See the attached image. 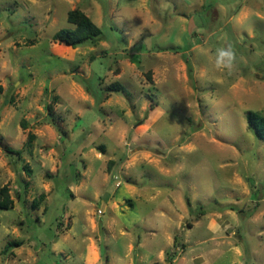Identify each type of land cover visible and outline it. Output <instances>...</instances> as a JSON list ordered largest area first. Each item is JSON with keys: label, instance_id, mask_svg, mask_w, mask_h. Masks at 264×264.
<instances>
[{"label": "rangeland", "instance_id": "rangeland-1", "mask_svg": "<svg viewBox=\"0 0 264 264\" xmlns=\"http://www.w3.org/2000/svg\"><path fill=\"white\" fill-rule=\"evenodd\" d=\"M0 84V264H264V0H0Z\"/></svg>", "mask_w": 264, "mask_h": 264}, {"label": "trees", "instance_id": "trees-1", "mask_svg": "<svg viewBox=\"0 0 264 264\" xmlns=\"http://www.w3.org/2000/svg\"><path fill=\"white\" fill-rule=\"evenodd\" d=\"M67 21L71 27L63 28L53 35V40L59 43L76 49L81 44L90 41L95 42L102 36V29L98 27L87 14L81 9H74L68 12ZM4 90L0 84V93ZM117 90V89H113ZM249 125L254 129L257 135L264 139V118L257 112H249L247 114ZM34 138L29 135V140ZM13 201L10 198L8 187H3L0 190V208H12ZM12 244L8 245L11 246ZM12 246H21V243H14Z\"/></svg>", "mask_w": 264, "mask_h": 264}, {"label": "clouds", "instance_id": "clouds-1", "mask_svg": "<svg viewBox=\"0 0 264 264\" xmlns=\"http://www.w3.org/2000/svg\"><path fill=\"white\" fill-rule=\"evenodd\" d=\"M228 55H229V53H227V52H221L220 53L221 58L226 57Z\"/></svg>", "mask_w": 264, "mask_h": 264}, {"label": "built area", "instance_id": "built-area-1", "mask_svg": "<svg viewBox=\"0 0 264 264\" xmlns=\"http://www.w3.org/2000/svg\"><path fill=\"white\" fill-rule=\"evenodd\" d=\"M98 213L101 215L102 214V211L101 210H98Z\"/></svg>", "mask_w": 264, "mask_h": 264}]
</instances>
